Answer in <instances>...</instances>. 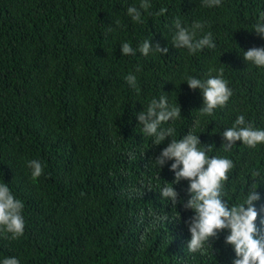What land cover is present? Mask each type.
I'll list each match as a JSON object with an SVG mask.
<instances>
[{"label": "trees", "instance_id": "16d2710c", "mask_svg": "<svg viewBox=\"0 0 264 264\" xmlns=\"http://www.w3.org/2000/svg\"><path fill=\"white\" fill-rule=\"evenodd\" d=\"M140 3L0 0V184L24 203L25 220L18 239L0 231V264L13 257L19 264H233L227 230L202 252L187 250V221L195 213L162 197L165 182L175 180L174 161L159 168L155 158L171 139L194 130L202 144L215 145L210 156L233 160L225 198L242 202L251 170L264 169V144L220 148L223 131L241 114L264 129V67L243 56L264 47V36L254 31L264 0H222L214 7L202 0H149L137 23L127 8ZM161 8L167 12L156 15ZM176 18L188 28L203 23L197 38L211 32L216 47L195 54L177 49ZM146 39L168 53L142 55ZM124 42L135 55H122ZM221 68L233 95L226 107L201 116L202 93L189 88L187 77L206 80ZM161 95L181 106V117L162 125L174 127L175 135L156 145L137 114ZM196 119L200 126L193 129ZM31 160L42 163L39 178L32 177ZM188 186L174 184L181 201L189 198ZM257 187V225L264 229V183ZM165 214L169 220H155Z\"/></svg>", "mask_w": 264, "mask_h": 264}, {"label": "clouds", "instance_id": "9594fccd", "mask_svg": "<svg viewBox=\"0 0 264 264\" xmlns=\"http://www.w3.org/2000/svg\"><path fill=\"white\" fill-rule=\"evenodd\" d=\"M222 0H202L205 7L220 6ZM151 7L149 0H141L139 8L130 6L127 14L134 22L143 23V9L147 12ZM167 8H161L156 15H164ZM175 32L172 37L173 45L186 48L190 54L202 51L204 48L214 49L216 44L211 32L197 38V32L203 31L204 24L196 21L191 28L185 27L179 18L174 21ZM254 31L264 36V12L259 15V20L254 26ZM122 55H135L136 50L130 43L124 42L121 46ZM138 51L148 56L156 51L167 54L169 49L159 43L152 44L151 40H144ZM244 59L249 63L264 67V47H252L243 52ZM140 69L137 68V71ZM223 68L216 75L209 74L206 80L188 76L187 84L190 89H199L203 96V105L198 109L201 116H212L217 108L227 106L233 95L228 81L223 78ZM128 84L136 88V76L129 74L126 77ZM181 117V106L170 105L167 95L153 98L147 108L137 114L139 125H142L143 134L154 137V143L160 145L166 139L174 137V127H162L170 121ZM200 120L193 122V129L199 128ZM223 144L220 149L230 152L236 147L237 141H242L243 146L255 149L257 145L264 144V129L257 128L254 123L247 121L245 115H239L231 127L222 133ZM214 144H202L200 135L194 130L184 135L181 139H171L167 147L163 148L155 158V164L163 168L169 161L170 171L174 173L173 183L165 182L160 193L165 200H170L173 205L183 203L185 209H191L195 214L187 221L191 239L187 250L191 253L202 252L205 244H210L212 239H218L225 230V244L231 245L235 252L233 264H264V229L258 227L257 220L260 215L255 202L261 199L257 191V184L264 183V169L254 168L250 177L252 183L247 194L244 193L242 202L231 203L227 200L225 185L229 174L235 164L232 159L221 155H209L214 150ZM32 169L33 179L43 174V166L39 160L28 161ZM188 181L186 201L180 200V194L174 187L181 181ZM24 203L17 199L11 192L7 183L0 184V231L11 234L12 239H18L24 234L25 220L22 215ZM157 222L169 220V216L157 215ZM264 224V220L260 221ZM2 264H19L16 258H5Z\"/></svg>", "mask_w": 264, "mask_h": 264}]
</instances>
